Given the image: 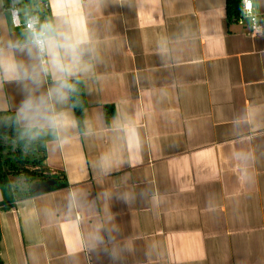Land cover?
Returning a JSON list of instances; mask_svg holds the SVG:
<instances>
[{"label": "crops", "instance_id": "crops-1", "mask_svg": "<svg viewBox=\"0 0 264 264\" xmlns=\"http://www.w3.org/2000/svg\"><path fill=\"white\" fill-rule=\"evenodd\" d=\"M10 1L5 41L22 38ZM47 2L95 58L81 129L43 134L60 186L0 205V264H264V36L225 0ZM250 3L264 32V0ZM22 99L0 82V113Z\"/></svg>", "mask_w": 264, "mask_h": 264}, {"label": "clouds", "instance_id": "clouds-1", "mask_svg": "<svg viewBox=\"0 0 264 264\" xmlns=\"http://www.w3.org/2000/svg\"><path fill=\"white\" fill-rule=\"evenodd\" d=\"M259 35L264 36V32ZM94 58L91 41L75 34L60 18L41 21L32 16L22 30V38L5 41L0 37V82L17 83L23 94L10 117L20 127L22 137L35 139L37 133H49L64 139L77 126L72 101L79 82L91 72ZM49 78L52 86L42 91ZM115 163L105 154L99 167L108 173Z\"/></svg>", "mask_w": 264, "mask_h": 264}, {"label": "trees", "instance_id": "trees-1", "mask_svg": "<svg viewBox=\"0 0 264 264\" xmlns=\"http://www.w3.org/2000/svg\"><path fill=\"white\" fill-rule=\"evenodd\" d=\"M24 4H29L30 0H24ZM225 16L227 19H235L238 16V8H239V0H225ZM76 106L72 108L74 112V116L78 121L77 128L81 129V112L82 107L84 106V98H83V90L82 85L79 82L78 85V93L73 97L72 101ZM13 114L10 112H2L0 113V139H5L7 142L12 143L13 145V153L16 162L19 165H23L24 155L23 152L36 153L39 158L36 160V163L41 166V161L43 159V143H44V135L37 133L35 139H28L26 137L21 136V129L17 126L10 117ZM7 160L1 159V146H0V194L1 201L0 205L4 207L10 206L13 201V193L14 188L12 187L10 176L12 174H21L25 183H27V189L24 196H31L35 192L29 190L28 184H30L31 180H33L38 175L35 171L30 170L26 167H21L20 172L15 171L14 169L9 170L4 167V163ZM14 170V171H13ZM49 176V175H48ZM47 175H42L41 177H37L34 181L45 180ZM60 186L59 182H56L54 185L45 187L42 191H47L53 189L55 187Z\"/></svg>", "mask_w": 264, "mask_h": 264}, {"label": "built area", "instance_id": "built-area-1", "mask_svg": "<svg viewBox=\"0 0 264 264\" xmlns=\"http://www.w3.org/2000/svg\"><path fill=\"white\" fill-rule=\"evenodd\" d=\"M24 0H11L9 5L6 7L8 14L11 18L12 24L15 27H25L28 19L32 16H38L41 21H46L44 15L48 11L47 0H30L29 4H24ZM23 9L26 11L24 20L20 22L19 10ZM242 19H247L248 29L246 34L250 37L258 36L262 31V16L253 12L250 0H239L238 16L233 19L237 22H241Z\"/></svg>", "mask_w": 264, "mask_h": 264}, {"label": "rangeland", "instance_id": "rangeland-1", "mask_svg": "<svg viewBox=\"0 0 264 264\" xmlns=\"http://www.w3.org/2000/svg\"><path fill=\"white\" fill-rule=\"evenodd\" d=\"M0 146H1V159L3 160H7L4 163V167L6 166V169H9L12 171V169H14L17 172H20L21 167H26L29 168L32 171H35L36 174L38 175L37 177H41L42 175H47V177H49L47 172H44V169L39 166L36 163V160L39 158L38 154L36 153H29V152H23L24 155V164L23 165H19L16 162V159L14 158V151H13V145L10 142H7L5 139H0ZM13 170V171H14ZM37 177H35L33 180H31L30 184L33 182H36L34 180L37 179ZM10 181L12 184V187L14 188V190L16 191V189H20L21 190V194L24 195L27 189V183H25V181L23 180L21 174H12L10 176ZM29 185V184H28Z\"/></svg>", "mask_w": 264, "mask_h": 264}, {"label": "water", "instance_id": "water-1", "mask_svg": "<svg viewBox=\"0 0 264 264\" xmlns=\"http://www.w3.org/2000/svg\"><path fill=\"white\" fill-rule=\"evenodd\" d=\"M51 185H54V181L51 179H45V180H40V181H36V182L29 184L28 188H29V190H31L33 192H40L45 187H48Z\"/></svg>", "mask_w": 264, "mask_h": 264}]
</instances>
